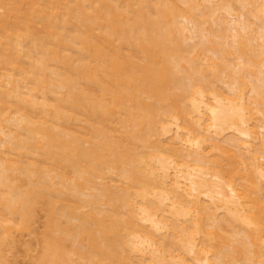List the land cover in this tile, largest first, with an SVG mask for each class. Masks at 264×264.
Wrapping results in <instances>:
<instances>
[{
  "label": "bare ground",
  "instance_id": "1",
  "mask_svg": "<svg viewBox=\"0 0 264 264\" xmlns=\"http://www.w3.org/2000/svg\"><path fill=\"white\" fill-rule=\"evenodd\" d=\"M0 264H264V0H0Z\"/></svg>",
  "mask_w": 264,
  "mask_h": 264
}]
</instances>
